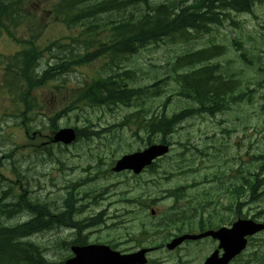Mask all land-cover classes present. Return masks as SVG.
I'll list each match as a JSON object with an SVG mask.
<instances>
[{"label": "trees", "instance_id": "obj_1", "mask_svg": "<svg viewBox=\"0 0 264 264\" xmlns=\"http://www.w3.org/2000/svg\"><path fill=\"white\" fill-rule=\"evenodd\" d=\"M65 1L63 0V4L60 5L62 19L68 26L79 27L80 31L71 37V44L56 40L40 50L41 54L45 50L51 56H55L53 55L55 51L58 53L54 63H47L41 70V77L33 81L28 74L22 76L38 86L41 81L47 82L54 75L66 74L77 66L89 65L99 59L107 60L106 66L97 73L100 74L99 77L82 87L81 85L73 87L72 107L79 110V113H84V110H81L83 107L93 105L100 107L103 104L116 102L124 105L131 102L142 103L144 98L156 97L164 92L163 85L172 78L178 85L177 96L181 99H189L196 106L186 107L172 118L168 119L165 115H161L156 121V118H151L145 123L141 120L142 117L132 115V122L137 123L139 129L145 130L148 140L156 135H160L161 140H164L166 135L173 132L174 123L178 119L202 112L213 115L226 106L229 97L235 99L234 86L229 85L225 79L226 75L221 70V64L211 63V60L227 52L228 44L209 40L205 47L187 48L170 60V68L163 72L157 69L147 71V74L165 73L166 76L152 85L143 87L129 86L132 78L128 74L135 72L132 68V71L123 70L129 58L142 49L158 45L164 40L178 38L189 42L194 35L210 34L217 26L227 23L231 12H252L257 2L260 4L264 2V0H67L68 13H66L63 7ZM104 30L106 36L103 35ZM231 42L237 44L236 40ZM27 51L23 53L22 57L25 59L22 62L16 61V56L9 57L7 72L10 76L18 69L20 72L25 71L24 68L27 70V66L30 65L25 62ZM30 51L29 55L32 54ZM239 56L246 59L244 53ZM113 67L116 69L114 73ZM103 73L107 75L103 77ZM240 96L242 97V94ZM26 108L29 110V105ZM86 121L87 126L78 129V137L91 139L94 135L98 136L99 132L91 129L90 120L87 118ZM107 144L110 145V142ZM222 178L224 173L219 171L218 167L211 181H220ZM10 189L0 190V214L5 215L11 209H25L23 211L30 213L31 218L26 223L14 226H6L0 222V264H61L48 262L38 248L21 243L20 238L25 233L44 231L58 225H70L81 231L82 228L78 225L70 224L69 205L65 204L62 211L51 214L47 204L30 201L32 199L24 194L15 193ZM172 193L182 195L183 189L174 188ZM219 193L228 195L225 208L236 209V212H239L243 204L241 200L248 199V203L259 200L264 202V159L257 158L251 162L242 171L239 183L230 181L226 188L217 189L215 195L218 196ZM11 195H15L12 201L16 200V202L5 201ZM206 195H209V192ZM212 199L213 203L214 198ZM67 200L68 197L65 202ZM212 203L209 201L208 205ZM199 204L204 205V200L200 199ZM165 222L162 221L161 224ZM258 253L264 256V252ZM258 263L264 264V259Z\"/></svg>", "mask_w": 264, "mask_h": 264}, {"label": "rangeland", "instance_id": "obj_2", "mask_svg": "<svg viewBox=\"0 0 264 264\" xmlns=\"http://www.w3.org/2000/svg\"><path fill=\"white\" fill-rule=\"evenodd\" d=\"M32 1V0H31ZM50 0H38L39 6L42 8L40 16H45L44 9L49 7ZM34 7L33 4L30 5ZM50 19V25L48 30L45 32V37L51 38L52 40L62 37H68L74 34V31H68L62 24L56 23L55 20ZM189 43L194 44L197 47L205 46L209 40H215L216 42H226L229 45L227 53L218 59L223 66H226L227 69L232 73L229 74L230 77L235 79L236 94H244L243 99L235 103L230 104V108L216 115L215 117L209 118L207 116H193L189 118L182 126L179 127L178 131L175 132L172 136V141L177 143L174 145L176 151H171L168 159L160 161L158 164L164 168H173L175 167V159H179L178 156L183 151L182 162L185 164L192 163V168L194 169L193 173H189L186 178L188 181L191 180H202L205 176L207 179L212 177V173L215 172L214 161L217 160V163L220 164L223 168H227L230 164L234 163L233 169L243 170L246 165L249 164V161L252 160L253 155H258V153H264V2L262 4L256 3L253 7L251 13H236L231 12L230 17L227 20V23L222 26H217L214 28L210 34L196 37L192 36ZM236 40L238 45H231V41ZM69 39H66L68 42ZM187 44L181 42V40H175L173 42H163L156 46H148L143 49L138 54L132 56L129 60V66L134 65L137 68V74H135L136 81L133 83L136 86L152 83L154 80L150 77H143L142 72L152 71L153 69L161 70L167 68V62L172 60L176 54L182 51ZM240 52H245L246 57L250 58L253 61V64H245V60H241L238 56ZM101 61H96L90 65L83 67H78L74 71H69L70 79L72 84L81 78H88L92 73L99 69ZM162 76V74H158ZM53 83L50 82L45 86L34 90L33 95H40V98L46 103L45 110H50L53 107L52 96L54 94ZM175 88L173 83H168L164 87V91L167 92L162 96L151 98L145 102L152 104L155 107L157 112L158 108L162 109L164 99L167 94ZM174 98V99H173ZM172 99V103L166 110L169 114H172L174 109V101L176 96ZM40 99V100H41ZM8 104V98L2 97L0 95V117L2 116L3 107ZM128 109V108H127ZM125 110H120L118 113H112L110 115L100 118L99 122H112L117 119L118 116L123 114ZM60 125L63 126L69 122V125L78 124L80 125L81 120H76L75 116L71 113L70 117L67 119L59 120ZM8 125L11 122H6ZM4 123H0L2 128L5 127V130L9 133H13L15 136L10 138L13 142L17 144H24L26 138L24 132L17 125L10 127ZM215 131V136L218 139L215 144V148H208V140L206 139L210 135H206L207 132ZM43 133H47V130L44 129ZM209 134V133H208ZM187 145L184 147L183 145ZM198 143L199 148H201L206 155H202L196 150L185 151L186 147L191 144ZM80 142L75 146H69L67 151H62V156H59V162L52 163L49 160H34L32 157H26L22 163V169H27V181L29 195L39 196L40 199L50 202L52 207L60 208L62 205V199L66 195V189H63L65 184L69 182H76L77 179L81 178L84 175V172H81V167H86L89 161L86 158H81L77 154ZM100 144L98 141L93 142V146L97 147ZM12 145L9 141L0 142V155L3 152H7ZM116 145H114L115 147ZM126 145H120V148H123L118 151V154L115 157H119L123 153H127L133 150H136L139 147L138 142H132L130 146L125 147ZM14 146H12L13 148ZM125 147V148H124ZM132 147V148H129ZM180 148V149H179ZM54 154H57V150H53ZM97 151L102 152L101 147H97ZM215 153L216 157L207 156L209 153ZM109 152H105L107 155ZM239 157V158H238ZM202 159V163H198V159ZM237 158V159H236ZM5 163L8 164V159H4ZM60 170V171H58ZM228 172V170H227ZM13 179L15 178L12 174L9 175ZM141 179H146L150 182V177L148 174L140 176ZM137 180L130 176L129 173L122 174H112L106 177V179H99L94 185L99 187V191H96V199L87 200L83 198L82 195H87L88 192L86 188L80 185L74 186L72 189L73 195L81 198V200L72 202V206L76 207L80 204H84L82 208V213L76 218L81 219L84 217L97 218L102 221V224L99 227L88 229L91 231L89 233V241L96 240H107L112 235H116L114 232H110L111 229L105 228V224H111L113 219L111 218L114 211H117L122 208L125 204L121 201L115 203L113 201V191L117 192L124 188L128 189L132 185V194H138L143 191L144 185H138V183H144L142 180ZM175 180H167L166 185H170ZM179 181H183L179 179ZM186 181V182H188ZM111 184V185H110ZM220 184H224L223 189L226 188L229 183L228 180H221ZM205 186V184H202ZM201 185V186H202ZM217 186L207 185L201 187L200 189H206L210 191L209 199H212L213 192L217 191ZM164 186L160 187V190H164ZM157 190V189H155ZM128 195V192L125 193ZM186 194L192 195L194 191L188 189ZM92 197V196H91ZM145 197V196H144ZM224 198L217 199L215 198L212 205L208 206V210H216L219 206H214L215 204L220 205L221 202L228 201V195H224ZM171 199H163L158 203H155L152 207H155L157 211H161L165 207L171 205ZM128 205V204H127ZM255 205H245L242 212L252 215L255 212ZM221 211V210H220ZM222 214L226 215L224 211H221ZM208 213H206L207 215ZM106 216H110L106 219ZM28 214L22 213L18 216L12 217L7 220L8 223H15L26 220ZM262 219V218H260ZM116 220V219H115ZM227 226V225H226ZM67 230V229H61ZM54 231V230H53ZM68 231V230H67ZM65 231V232H67ZM50 232V231H49ZM52 233V232H50ZM58 237L60 234L57 235ZM49 237L45 235L41 238L44 242H48ZM49 243V242H48ZM121 245V244H120ZM124 245L121 246V248ZM186 248L187 251H184ZM135 247L129 249V251L135 250ZM212 249L211 244H200L196 246H185L183 245L182 250L173 252L169 254L165 252V249H159L151 252L153 258H160L164 260L166 264H172L177 261L178 254H185L186 258L191 261V264H201L209 251ZM250 249V248H249ZM62 254L65 251H61Z\"/></svg>", "mask_w": 264, "mask_h": 264}, {"label": "water", "instance_id": "obj_3", "mask_svg": "<svg viewBox=\"0 0 264 264\" xmlns=\"http://www.w3.org/2000/svg\"><path fill=\"white\" fill-rule=\"evenodd\" d=\"M74 132L71 129H62L56 136V141L70 142L74 139ZM168 147L165 145H153L142 152H135L129 155H124L117 161L113 170L119 171L122 169H133L138 173L145 165L149 164L153 158L162 153H165ZM264 228L262 224H255L250 220H239L235 222L231 228H220L215 232H207L197 236H182L173 240L168 247H173L184 238H198L207 234L213 235L220 240L219 247L224 248V258L217 260L216 252L206 259L205 264H226L234 255L239 253L245 246L244 236L253 234L256 231ZM76 257L68 260L67 264H143L145 262L144 252L140 250L137 253L118 256L116 253L111 252L105 246H90L89 248H74ZM114 257L122 261H115Z\"/></svg>", "mask_w": 264, "mask_h": 264}, {"label": "bare ground", "instance_id": "obj_4", "mask_svg": "<svg viewBox=\"0 0 264 264\" xmlns=\"http://www.w3.org/2000/svg\"><path fill=\"white\" fill-rule=\"evenodd\" d=\"M4 199V198H3ZM7 207V206H6Z\"/></svg>", "mask_w": 264, "mask_h": 264}]
</instances>
